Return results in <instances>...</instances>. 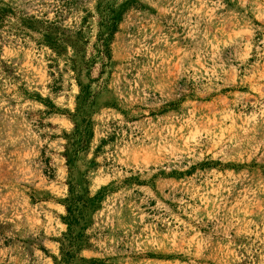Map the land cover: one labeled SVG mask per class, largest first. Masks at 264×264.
Instances as JSON below:
<instances>
[{
    "label": "rangeland",
    "instance_id": "1",
    "mask_svg": "<svg viewBox=\"0 0 264 264\" xmlns=\"http://www.w3.org/2000/svg\"><path fill=\"white\" fill-rule=\"evenodd\" d=\"M102 190L68 264H264V0H0V264Z\"/></svg>",
    "mask_w": 264,
    "mask_h": 264
},
{
    "label": "trees",
    "instance_id": "2",
    "mask_svg": "<svg viewBox=\"0 0 264 264\" xmlns=\"http://www.w3.org/2000/svg\"><path fill=\"white\" fill-rule=\"evenodd\" d=\"M86 21L85 19L83 20ZM32 23H35L39 27L36 29L38 33H42V42L47 44L51 49L56 51L58 55L62 54L64 50L67 48L68 44L73 48L74 52L78 53L81 51L82 45L84 46V42L79 46V41L81 32H75V39H64L63 34L56 32V28H54V23H49L47 21H37L32 19ZM34 28V27H33ZM115 30V26L113 24L108 25V31L105 34L99 35L96 41V58L100 59L101 69L104 70L106 67L107 61L110 59L109 53V45L113 35V31ZM94 58H91V61H94ZM73 64V63H72ZM81 96V95H80ZM79 96V97H80ZM78 97V98H79ZM86 101L85 99H83ZM104 195V191L98 192L94 197L88 198L84 201L82 198H68L66 199V216L63 217V220L67 226V233L64 235V240L67 242L66 248L63 244H61L60 249V258H53L54 264H68L70 260L74 258V253L80 249L81 238L83 237L80 233H74V227L78 224L79 218L82 215V209H80V205L83 207L87 203H94L98 199H100Z\"/></svg>",
    "mask_w": 264,
    "mask_h": 264
}]
</instances>
